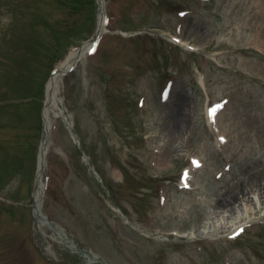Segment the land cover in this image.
I'll use <instances>...</instances> for the list:
<instances>
[{
	"label": "rangeland",
	"instance_id": "374dc122",
	"mask_svg": "<svg viewBox=\"0 0 264 264\" xmlns=\"http://www.w3.org/2000/svg\"><path fill=\"white\" fill-rule=\"evenodd\" d=\"M107 2L112 33L58 96L80 144L59 119L43 213L95 264H264V0ZM97 17L95 0H0V264H91L34 219V191L46 87ZM241 191L234 217L258 222L230 238L219 205Z\"/></svg>",
	"mask_w": 264,
	"mask_h": 264
},
{
	"label": "bare ground",
	"instance_id": "6f19581e",
	"mask_svg": "<svg viewBox=\"0 0 264 264\" xmlns=\"http://www.w3.org/2000/svg\"><path fill=\"white\" fill-rule=\"evenodd\" d=\"M99 4V13H98V20H97V31L96 35L92 39V41L88 44H86L83 49L81 50H74L71 52V54L68 56V58L60 64L58 67L56 73L54 74L52 80L48 84L47 87V98L45 102V107L43 111L44 116V138L41 144V152H40V158H39V164H38V178H37V184H36V191L34 194L35 199V209H34V217L37 220L38 224L43 223L44 226L50 228L52 231L58 233L62 239L65 241H69L68 238H66L62 232V230L56 226L52 225L47 221V218H45L42 207L44 204V198H45V173L47 171V159L48 155L51 149V143H50V136L51 131L54 125L58 122L60 118H63V115L61 113V106H60V100L58 99L59 94H61V88H62V81L64 79V74L75 64L79 63V60L84 61L85 58H88L90 54H92L95 49L98 47L99 43L103 39V37L110 33L108 29V17H107V2L106 0H98ZM181 45L186 47L188 45L187 41L181 40L179 41ZM202 84H204V79H201ZM188 107V106H187ZM186 107V103H182L181 108H179L178 114H177V120L174 123L173 127H168L165 130V143L166 146L164 147L166 149V156L165 158L171 159L173 157V154L176 152L177 144L183 140L189 130V125L191 123V116L188 111V108ZM210 110H207V115L209 116ZM64 120V118H63ZM264 177L260 179V182L255 184L253 189L261 196H264ZM249 194L247 191H241L237 193L235 196H233L229 201L221 203L219 205L222 208V215L224 220V226L226 228L232 229L231 233L232 235H238L241 232V229L245 225L248 224L246 219V215H241V217H234L236 216L232 213L233 208L232 206L237 202L235 198H240L242 195ZM261 201L260 195L258 197V201ZM257 201V200H256ZM262 202V201H261ZM117 213H119L117 210H115ZM233 214V215H232ZM221 215V216H222ZM227 217L226 219H224ZM244 218V220H242ZM253 221H251L252 223ZM42 224V225H43ZM207 226V225H205ZM204 227V226H203ZM208 227V228H207ZM206 227L205 230L201 231L200 234H205L206 232H210L212 227L209 225ZM215 228V227H214ZM70 243V242H69ZM73 247L77 248L75 244L70 243ZM82 254H84L90 261L91 264H95L98 262V258L93 256L90 253L80 251Z\"/></svg>",
	"mask_w": 264,
	"mask_h": 264
},
{
	"label": "snow or ice",
	"instance_id": "6c2138e0",
	"mask_svg": "<svg viewBox=\"0 0 264 264\" xmlns=\"http://www.w3.org/2000/svg\"><path fill=\"white\" fill-rule=\"evenodd\" d=\"M211 112H212V114H214L216 112V109L215 108L211 109ZM220 139H221V141H224L225 140L224 137H221ZM195 163L197 164V166H199V161H196Z\"/></svg>",
	"mask_w": 264,
	"mask_h": 264
}]
</instances>
